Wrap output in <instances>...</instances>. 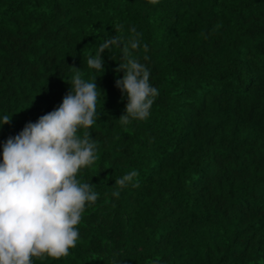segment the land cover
I'll use <instances>...</instances> for the list:
<instances>
[{"label": "trees", "instance_id": "obj_1", "mask_svg": "<svg viewBox=\"0 0 264 264\" xmlns=\"http://www.w3.org/2000/svg\"><path fill=\"white\" fill-rule=\"evenodd\" d=\"M132 27L159 94L122 125L120 48L103 75L87 58ZM71 67L104 92L87 130L98 160L78 176L99 195L69 255L33 264H264V0H0V119L12 117L0 162L9 137L61 104ZM131 170L139 187L118 189Z\"/></svg>", "mask_w": 264, "mask_h": 264}, {"label": "clouds", "instance_id": "obj_2", "mask_svg": "<svg viewBox=\"0 0 264 264\" xmlns=\"http://www.w3.org/2000/svg\"><path fill=\"white\" fill-rule=\"evenodd\" d=\"M156 4L158 0H150ZM122 24L115 25L120 32ZM126 41L108 36L87 58V67L103 75L102 55L110 48H120L121 60L114 70L123 73L115 81L122 97L127 98L124 114L118 121L146 120L158 96L150 84V71L133 55L141 48L142 34L129 29ZM145 53L147 44L143 45ZM148 60V56L143 57ZM70 91L53 111L35 123H27L15 137L3 144L0 162V264H33L34 259L60 260L69 255L79 239L78 225L86 206L95 204L98 193L91 183L81 182L82 169L98 160L97 143L87 131L97 121L100 90L98 77L86 80L80 69L71 67ZM99 89V91H98ZM4 115L0 126L10 124ZM138 172L131 170L115 180L123 189L139 187ZM114 197L120 192L114 191Z\"/></svg>", "mask_w": 264, "mask_h": 264}]
</instances>
